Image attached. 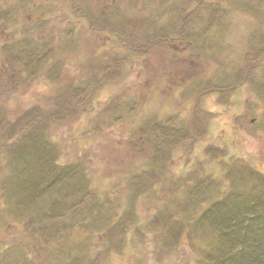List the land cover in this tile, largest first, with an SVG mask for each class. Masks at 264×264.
Returning <instances> with one entry per match:
<instances>
[{
    "label": "rangeland",
    "instance_id": "rangeland-1",
    "mask_svg": "<svg viewBox=\"0 0 264 264\" xmlns=\"http://www.w3.org/2000/svg\"><path fill=\"white\" fill-rule=\"evenodd\" d=\"M34 106L53 111L39 138L0 128V264H204L203 211L264 188V0H0V117ZM191 123L140 189L158 129ZM48 160L77 173L21 194Z\"/></svg>",
    "mask_w": 264,
    "mask_h": 264
},
{
    "label": "trees",
    "instance_id": "trees-1",
    "mask_svg": "<svg viewBox=\"0 0 264 264\" xmlns=\"http://www.w3.org/2000/svg\"><path fill=\"white\" fill-rule=\"evenodd\" d=\"M75 12H79V8L76 6ZM92 21L93 20L90 19V24H92ZM102 28L104 29L106 27L103 26ZM257 47L258 45H256V48ZM256 50L258 53V49ZM33 55H35V57L31 58L29 62H26V66H31L34 63L33 60L37 59V62L40 61L39 56L41 54L36 53ZM255 56L256 55L252 54L246 64ZM14 57L15 56L12 55L13 59L10 60L15 64L17 61L15 62ZM23 63L25 64V62ZM11 66L13 67V65ZM240 73L243 75L246 74V71L242 69ZM76 82L77 81H72L70 86H66V90H64L66 91L65 98L70 96L68 91L75 87ZM206 89L208 90L209 88ZM42 108L43 107L40 106H34L28 114L24 115L22 119H19V121L14 124H10V120L6 117H0V128L3 129L5 125L9 124L12 128V132L17 134V142L14 144L18 143V145H16L18 148L19 146L28 144L25 142H27L29 138L36 139L42 134L39 132H43L42 126L44 122L48 120L47 118L50 115H53L51 113L53 111L50 110L47 112V110H43ZM197 123H200L201 125V122L198 121ZM192 125L193 123L187 125L186 130L183 131L181 135L177 132H171V134L167 132L164 134L170 136L168 141L171 144H167L169 146L166 147L157 144V141L161 144H165V142L161 140L164 135L161 136L160 133H158V131L160 132V129H158L157 133L154 135V143L156 145L153 146L154 154L152 157V164L155 163V167L147 174L146 178V173L139 178V180L143 182L145 179H147L148 182L150 181L149 183H146V186H144V183L142 182V185L139 187L140 189L144 187H153V182L157 179V170L160 163L171 155L172 150L177 148V145H181L185 140H192V137L195 138L192 133V128H190ZM200 125L198 129L200 128ZM31 127H33V129ZM174 133H177L178 135L174 136ZM22 141L23 143L21 145ZM46 162V166L51 171L52 175L50 176L49 171H45L35 176H24L25 178L27 177L25 180L22 176L23 178L19 180H24L23 182L16 181L21 194L27 193L32 199L37 196L39 192L45 191V188L50 189L57 185V189H60V187L62 188V186H64L62 182L63 179L72 177L70 175H75L77 173L76 169L57 165L53 160H48ZM142 178L143 180H141ZM254 179L256 180V178ZM259 181L263 183V180ZM9 183L13 186L12 184L15 183V180L13 183ZM9 183H6L5 189L7 190H9L10 187ZM257 184L254 186V192H249L245 195L238 194V192H231L229 195L219 198L218 201L203 211L200 219L208 221L217 231L218 237L216 238V248L212 252L206 253V260L208 262L204 264H264V188H261V186L259 187ZM256 186L259 187V191ZM74 192L75 189H68L63 195L65 194L64 196H69L74 194ZM84 197L85 196L80 198L73 206H71V208L77 210L83 209L89 201V199ZM66 219L67 217H64V220ZM51 220V210H46L39 216H36V218L32 217L27 225L31 230L33 227L41 229L44 226L46 227L49 225ZM184 223L186 222L184 221Z\"/></svg>",
    "mask_w": 264,
    "mask_h": 264
},
{
    "label": "flooded vegetation",
    "instance_id": "flooded-vegetation-1",
    "mask_svg": "<svg viewBox=\"0 0 264 264\" xmlns=\"http://www.w3.org/2000/svg\"><path fill=\"white\" fill-rule=\"evenodd\" d=\"M174 41V40H173Z\"/></svg>",
    "mask_w": 264,
    "mask_h": 264
}]
</instances>
